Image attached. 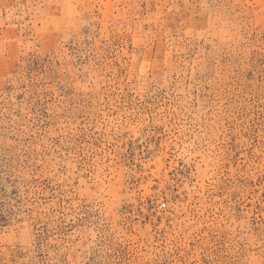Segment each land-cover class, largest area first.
<instances>
[{"label":"rangeland","instance_id":"obj_1","mask_svg":"<svg viewBox=\"0 0 264 264\" xmlns=\"http://www.w3.org/2000/svg\"><path fill=\"white\" fill-rule=\"evenodd\" d=\"M0 264H264V0H0Z\"/></svg>","mask_w":264,"mask_h":264}]
</instances>
